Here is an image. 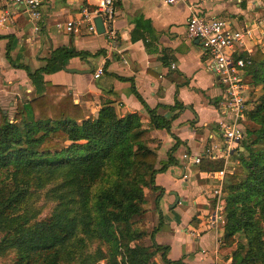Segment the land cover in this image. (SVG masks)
Returning <instances> with one entry per match:
<instances>
[{
	"label": "crops",
	"instance_id": "crops-1",
	"mask_svg": "<svg viewBox=\"0 0 264 264\" xmlns=\"http://www.w3.org/2000/svg\"><path fill=\"white\" fill-rule=\"evenodd\" d=\"M93 1L42 0L36 31L22 7L0 0V12L10 13L9 25L0 27V109L11 117L18 101L37 96L20 66L37 70L61 48L89 55L101 52L94 58L69 59L61 70L43 75L44 82L65 88L90 114L108 100L118 115L139 114L147 125L138 95L150 110L169 120V131L149 132V146L157 154L155 169L169 156L174 162L155 175L159 191H145L140 219L148 233L157 229L154 240L168 248L170 264H231V249L221 243L223 215L214 217L217 172L201 166L222 162V170L231 173L238 166L236 151L243 149L240 144L227 153L220 127L230 121L224 116L223 86L205 63L201 43L187 38L186 24L196 14L222 20L237 31L252 28L253 38L243 41L237 55L250 56L255 47L264 53V0H187L175 5L114 0L115 43L106 34L88 32L83 23L78 33L57 29V24L80 21L85 10L94 12L98 1ZM98 68L105 70L95 79ZM242 78L247 99L252 87L244 72ZM175 102L182 108L171 110ZM184 154L200 163L183 160ZM155 260L161 264L158 256Z\"/></svg>",
	"mask_w": 264,
	"mask_h": 264
},
{
	"label": "trees",
	"instance_id": "trees-1",
	"mask_svg": "<svg viewBox=\"0 0 264 264\" xmlns=\"http://www.w3.org/2000/svg\"><path fill=\"white\" fill-rule=\"evenodd\" d=\"M100 53L61 48L37 70L20 66L37 96L18 101L11 117L0 109V259L7 258L5 264H158L157 256L170 264L168 248L154 240L157 229L146 234L138 227L145 191H159L155 175L174 162L169 156L155 169L149 132L169 131L170 121L138 95L147 125L139 114L118 115L108 100L90 114L65 88L43 80L71 58ZM244 73L261 94L246 116L252 126H244L238 166L224 179L221 243L231 249V264H264V53L258 47ZM175 108L182 105L175 102L170 109ZM222 168V162L201 166L211 173ZM50 185L54 207L39 217L34 200ZM146 235L150 245H140Z\"/></svg>",
	"mask_w": 264,
	"mask_h": 264
},
{
	"label": "built area",
	"instance_id": "built-area-1",
	"mask_svg": "<svg viewBox=\"0 0 264 264\" xmlns=\"http://www.w3.org/2000/svg\"><path fill=\"white\" fill-rule=\"evenodd\" d=\"M12 5L22 7L29 19L35 24L40 16V7L42 0H7ZM74 2L76 0H66ZM114 0H98L94 12L83 11L82 19L78 22L68 21L67 23L57 24V29H64L67 33H78L81 23L86 25L88 32L96 33L93 20L95 17H101L106 35L110 41H117L114 30ZM187 0H162L165 5H175ZM10 23V13L7 11L0 12V27L5 28ZM34 29L38 31L35 24ZM186 36L190 40H196L201 43L206 64L217 76L223 86L224 116L229 117L228 123L221 122L222 135L228 144L227 153L232 146L237 147L245 138L244 119L246 112V87L243 82L242 74L248 63L249 56L246 60L237 55V51L243 44V41L253 38V29L244 28L240 30L232 29L231 25L216 19H208L205 16L192 14L186 24ZM236 54V58L234 55ZM126 63V62H125ZM174 69V66H172ZM103 74V68L96 69L94 78L98 79ZM17 101L16 99L14 100ZM183 160H191L194 164H199V158L190 159L187 154L182 156ZM226 176L225 170L217 172V185L213 190L216 203L214 217L222 216L224 210V193L223 183ZM222 212V213H221Z\"/></svg>",
	"mask_w": 264,
	"mask_h": 264
},
{
	"label": "rangeland",
	"instance_id": "rangeland-1",
	"mask_svg": "<svg viewBox=\"0 0 264 264\" xmlns=\"http://www.w3.org/2000/svg\"><path fill=\"white\" fill-rule=\"evenodd\" d=\"M58 1H61V0H58ZM92 2L94 1L92 0ZM248 84L250 85V83ZM260 94H261L260 88H252L249 90V93L247 94L246 106L248 107L249 111L245 112V119L243 122V125L245 126V128H249L252 126L251 123L247 121L246 116H247V113L251 111V109H254L257 103V98L260 96ZM52 189H53V186L51 185L46 187L45 190H42L38 193V196L34 200L35 208L41 212L39 217H44L48 215L50 211L52 210V208L54 207V202L50 199V193H49V191H51ZM138 227L146 234H149L147 232V227L144 225L143 220L140 219V222H138ZM139 244L143 246L150 245L149 237L146 235V237L142 241H140ZM7 261H8L7 258H2L0 259V264H5ZM97 264H105V262L101 261Z\"/></svg>",
	"mask_w": 264,
	"mask_h": 264
},
{
	"label": "water",
	"instance_id": "water-1",
	"mask_svg": "<svg viewBox=\"0 0 264 264\" xmlns=\"http://www.w3.org/2000/svg\"><path fill=\"white\" fill-rule=\"evenodd\" d=\"M93 24L97 35H103L105 33L101 17H95L93 20ZM241 148L243 149L242 144Z\"/></svg>",
	"mask_w": 264,
	"mask_h": 264
}]
</instances>
